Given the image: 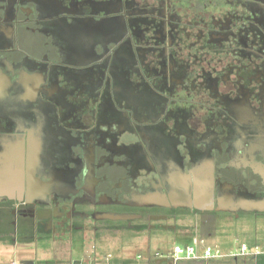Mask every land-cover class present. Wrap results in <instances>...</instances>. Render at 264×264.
Here are the masks:
<instances>
[{
  "label": "flooded vegetation",
  "instance_id": "1",
  "mask_svg": "<svg viewBox=\"0 0 264 264\" xmlns=\"http://www.w3.org/2000/svg\"><path fill=\"white\" fill-rule=\"evenodd\" d=\"M0 203L148 244L260 214L264 0H0Z\"/></svg>",
  "mask_w": 264,
  "mask_h": 264
},
{
  "label": "crops",
  "instance_id": "2",
  "mask_svg": "<svg viewBox=\"0 0 264 264\" xmlns=\"http://www.w3.org/2000/svg\"><path fill=\"white\" fill-rule=\"evenodd\" d=\"M4 205L0 203V264H173L167 258L155 259L156 254L167 256L175 245L190 244L195 236H199L207 245L217 246L227 255L235 253L242 244L263 252L258 256H227L213 260L211 264H264V211L260 214L247 212L235 217L226 215L218 221L215 217L207 218L202 228L195 221L186 236L181 234L182 231L169 236L154 235L148 244L146 238L128 236L121 241L120 236L106 230L94 235L88 229L65 236V240H62L60 237L64 235L55 236L43 227L40 230L33 225L29 228L16 227L13 224L15 216L3 208ZM29 223L34 224L33 220H29ZM182 225L188 227H185L187 222ZM87 253L93 255V259L86 258ZM110 254L113 257L107 260ZM178 264L207 263L184 260Z\"/></svg>",
  "mask_w": 264,
  "mask_h": 264
},
{
  "label": "built area",
  "instance_id": "3",
  "mask_svg": "<svg viewBox=\"0 0 264 264\" xmlns=\"http://www.w3.org/2000/svg\"><path fill=\"white\" fill-rule=\"evenodd\" d=\"M263 254L259 248L251 249L247 244H242L238 250L233 254H224L220 248L217 246L207 245L203 239L199 237H194L190 244L186 245H175L170 254L164 255L157 253L155 259L167 258L173 262V264H178L184 260H194V261H206L207 264H211L213 260H218L223 257L231 256H248L254 255L258 256ZM113 256L110 254L106 257L107 260H110ZM13 264H21L19 262H14Z\"/></svg>",
  "mask_w": 264,
  "mask_h": 264
},
{
  "label": "water",
  "instance_id": "4",
  "mask_svg": "<svg viewBox=\"0 0 264 264\" xmlns=\"http://www.w3.org/2000/svg\"><path fill=\"white\" fill-rule=\"evenodd\" d=\"M22 168H21V171L19 172V174H18V183H19V186H18V188H20V190L21 191H23V189H22V187H23V182H24V174H25V170H24V167L23 166H21ZM37 175H35V177H36ZM211 177H212V183H213V174H211ZM39 179V178H38ZM17 183V184H18ZM17 184H15L16 186H17ZM213 187H214V185L212 186V188H211V190L213 189ZM20 191V192H21ZM211 192H213V190L211 191ZM2 202L4 203V204H6L7 203V200H2ZM23 201H20V203H22ZM29 203H33L32 201H27V204H29ZM42 206V205H41ZM50 206V205H49ZM15 207V206H14ZM3 208H5V209H10V207H3ZM48 212H45V208L43 207V208H41V209H37V210H32L31 211V213H32V215H31V218H35L36 216V218H37V220H39V221H45V220H47L48 218H50V216H51V213H52V211L51 210H47ZM264 211V210H263ZM20 212V211H19ZM262 212V211H261ZM11 214L13 215V216H17V214H18V211L17 210H14L13 212H11ZM35 216V217H34ZM51 219V218H50ZM14 225H16V222H14L13 223ZM39 224H37V223H34V227H36V226H38Z\"/></svg>",
  "mask_w": 264,
  "mask_h": 264
},
{
  "label": "rangeland",
  "instance_id": "5",
  "mask_svg": "<svg viewBox=\"0 0 264 264\" xmlns=\"http://www.w3.org/2000/svg\"><path fill=\"white\" fill-rule=\"evenodd\" d=\"M195 237H199V236H195ZM192 239H194V237H193ZM178 244H180V243H178ZM180 245H183V244H180ZM235 248H236V247H235ZM75 256H76V255H75ZM79 256H81V255H79ZM86 258H88V259H93V255H91V254L88 255V253H87Z\"/></svg>",
  "mask_w": 264,
  "mask_h": 264
}]
</instances>
